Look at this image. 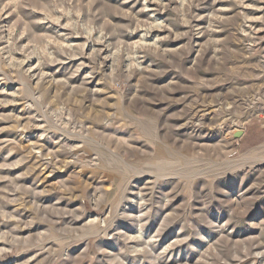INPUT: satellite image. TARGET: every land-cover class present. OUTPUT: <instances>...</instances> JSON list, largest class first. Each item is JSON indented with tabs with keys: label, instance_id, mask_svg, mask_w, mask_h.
<instances>
[{
	"label": "rangeland",
	"instance_id": "374dc122",
	"mask_svg": "<svg viewBox=\"0 0 264 264\" xmlns=\"http://www.w3.org/2000/svg\"><path fill=\"white\" fill-rule=\"evenodd\" d=\"M0 264H264V0H0Z\"/></svg>",
	"mask_w": 264,
	"mask_h": 264
},
{
	"label": "water",
	"instance_id": "95a60500",
	"mask_svg": "<svg viewBox=\"0 0 264 264\" xmlns=\"http://www.w3.org/2000/svg\"><path fill=\"white\" fill-rule=\"evenodd\" d=\"M243 135H244V131H238V132L235 133L234 136H235L236 138H241Z\"/></svg>",
	"mask_w": 264,
	"mask_h": 264
}]
</instances>
